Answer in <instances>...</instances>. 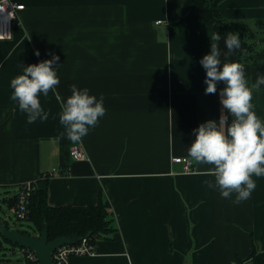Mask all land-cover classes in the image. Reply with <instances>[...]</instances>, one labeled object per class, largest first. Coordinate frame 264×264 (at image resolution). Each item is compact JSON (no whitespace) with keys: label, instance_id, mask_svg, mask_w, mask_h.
<instances>
[{"label":"crops","instance_id":"1","mask_svg":"<svg viewBox=\"0 0 264 264\" xmlns=\"http://www.w3.org/2000/svg\"><path fill=\"white\" fill-rule=\"evenodd\" d=\"M12 1L24 9L12 37L0 40V187L16 189L13 198L22 184L48 175L52 207L108 204L113 230L94 238V254L69 264H250L254 254L264 257V176L253 174L250 197L233 203L235 193L225 198L204 183L214 180L211 164L190 158L194 167L186 172L172 161L187 157L194 128L219 121L222 112L224 83L205 94L199 63L211 43L223 62L240 61L249 84L264 73V48L257 47L264 0L218 1L224 19L245 22L256 34L251 58L239 59V49L223 55L226 34L215 41L205 20H184L191 0ZM53 53L60 83L39 96L48 118L29 124L11 99L10 81L21 65ZM72 84L103 94L106 108L79 142L62 135L59 122ZM251 103L264 120V85L252 90ZM74 144L84 159L70 155Z\"/></svg>","mask_w":264,"mask_h":264},{"label":"clouds","instance_id":"2","mask_svg":"<svg viewBox=\"0 0 264 264\" xmlns=\"http://www.w3.org/2000/svg\"><path fill=\"white\" fill-rule=\"evenodd\" d=\"M212 40L219 41L216 33ZM227 48L225 57L241 47L238 32H228L224 36ZM35 55L39 56L37 49ZM221 50L217 44H210V52L199 61L205 69V94L217 93V84L223 81L219 89L222 112L219 121L209 119L192 130L194 139L187 148V157L197 164H211L208 169L214 180L204 183L210 189H218L222 197L228 198L235 193L233 203H239L250 197L256 187L252 178L264 176V120L253 111L252 90L264 85V73L257 75L254 83L249 84L243 65L238 62H223ZM59 56L55 53L50 59L22 66V73L10 81L13 89L11 99L16 101L25 112L27 123L48 118V112L42 107L40 95L47 96L49 90L55 92L60 83L58 69ZM71 95L61 103L59 122L64 125L62 135L72 142H79L98 119L106 113L104 97L90 94L87 87L69 86ZM59 99V97H58ZM232 119L225 131L228 116Z\"/></svg>","mask_w":264,"mask_h":264},{"label":"trees","instance_id":"3","mask_svg":"<svg viewBox=\"0 0 264 264\" xmlns=\"http://www.w3.org/2000/svg\"><path fill=\"white\" fill-rule=\"evenodd\" d=\"M219 0H191V8L184 17L186 22L192 20H205L212 30L220 35L228 32H238L241 38V47L238 50V59L248 55L254 49L251 40L256 38V34L245 22L227 20L222 17L218 9ZM259 23L264 24L263 20ZM250 57V56H249ZM251 58V57H250ZM238 62H240L238 60ZM48 175L43 179L34 181L36 188L30 197V217L36 227V233L44 229L45 224L48 228V241L60 236L76 238L77 242L84 237L94 238L105 232L113 230L111 220L107 212L108 204L102 199L96 206L78 207H52L48 204L47 193ZM16 195L8 199L16 203ZM237 264H246L239 261ZM250 264H264L263 255L254 254L250 259Z\"/></svg>","mask_w":264,"mask_h":264},{"label":"built area","instance_id":"4","mask_svg":"<svg viewBox=\"0 0 264 264\" xmlns=\"http://www.w3.org/2000/svg\"><path fill=\"white\" fill-rule=\"evenodd\" d=\"M24 9V5L15 3L12 0H0V40H8L12 37L13 21L17 19V14ZM161 22V21H159ZM70 155L77 160L85 158L80 144L72 145ZM173 162L181 163L186 172L193 170V161L186 157H174ZM36 188L34 181L22 184L17 194L14 207L15 215L19 220H28L30 217V197ZM21 250L27 258L29 264H40L33 250L21 247ZM95 253V241L91 236L84 237L74 245H62L56 249L53 254L55 264H69V259L75 256H89ZM0 264H8L2 261Z\"/></svg>","mask_w":264,"mask_h":264},{"label":"water","instance_id":"5","mask_svg":"<svg viewBox=\"0 0 264 264\" xmlns=\"http://www.w3.org/2000/svg\"><path fill=\"white\" fill-rule=\"evenodd\" d=\"M10 219L0 217V238L13 245H19L30 250H33L40 264H55L52 254L60 248V246L68 244L74 245L77 239L74 237L60 236L48 241V228L45 224L44 229L39 233L32 235L25 233L21 229L11 228Z\"/></svg>","mask_w":264,"mask_h":264},{"label":"rangeland","instance_id":"6","mask_svg":"<svg viewBox=\"0 0 264 264\" xmlns=\"http://www.w3.org/2000/svg\"><path fill=\"white\" fill-rule=\"evenodd\" d=\"M264 33L259 35V43L257 47L264 48ZM14 188L4 190L0 187V217L6 216L10 219L11 228H18L24 231L25 233L35 235L37 234L35 230V223L29 220H19L15 215L13 208L8 206V203L5 199L12 197L15 193ZM2 261L7 262L8 264H29L27 258H25L21 247L19 245H13L9 242H6L2 237L0 238V263Z\"/></svg>","mask_w":264,"mask_h":264}]
</instances>
